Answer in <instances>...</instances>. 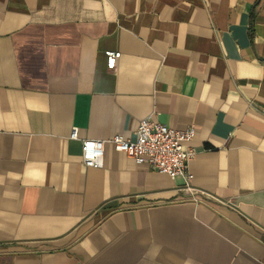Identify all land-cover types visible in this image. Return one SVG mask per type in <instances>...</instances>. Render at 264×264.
Masks as SVG:
<instances>
[{"label": "crops", "instance_id": "1", "mask_svg": "<svg viewBox=\"0 0 264 264\" xmlns=\"http://www.w3.org/2000/svg\"><path fill=\"white\" fill-rule=\"evenodd\" d=\"M146 116L191 190L108 141ZM0 264H264V0H0Z\"/></svg>", "mask_w": 264, "mask_h": 264}, {"label": "built area", "instance_id": "2", "mask_svg": "<svg viewBox=\"0 0 264 264\" xmlns=\"http://www.w3.org/2000/svg\"><path fill=\"white\" fill-rule=\"evenodd\" d=\"M106 63L114 69L120 52L107 50ZM136 139L131 141L121 134L111 136L108 141L118 152L130 156L135 164H146L170 178L181 177L186 190H191L188 161L193 156V149L185 147L195 134V128L183 129L168 127L153 120L150 116L141 119L135 131ZM70 139H77V128L72 127ZM105 140H81V162L85 167L98 166L104 155Z\"/></svg>", "mask_w": 264, "mask_h": 264}]
</instances>
